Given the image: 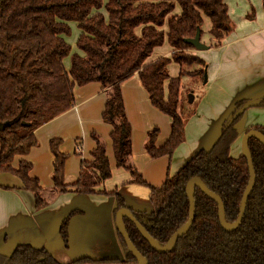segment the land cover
<instances>
[{
  "label": "trees",
  "instance_id": "trees-1",
  "mask_svg": "<svg viewBox=\"0 0 264 264\" xmlns=\"http://www.w3.org/2000/svg\"><path fill=\"white\" fill-rule=\"evenodd\" d=\"M204 17L209 20L208 32L213 39L208 45L217 47L233 29L225 0H0V126L6 124L0 129V172L14 174L33 194L35 209L45 208L48 201L41 195L39 180L29 175L31 163L21 159L14 167L13 161L37 145L35 130L42 123L73 106L75 86L98 82L106 93L101 120L110 126L115 165L129 171L132 182L149 189L152 210L132 213L155 241L163 245L186 222L189 203L185 184L193 176L221 197L225 221H235L249 173L242 155H230L242 114L231 123L229 119L244 99L233 104L214 143L208 149H199L161 185L146 182L131 159V125L125 113L122 82L137 73L150 103L170 117L167 139L157 145L159 129L153 127L146 133L144 150L152 159L171 157L184 141L186 121L194 111V105L184 99L183 78L203 80L206 72V62L190 51L194 47L185 41L194 37L197 29L201 37ZM71 23L80 31L73 53L65 39ZM164 42L172 49L170 56L147 62L153 49ZM68 56L66 68L64 59ZM172 62L179 68L175 76L166 70ZM259 105L264 106V96ZM253 128L264 135V127ZM90 136L94 141L90 158L80 161L78 177L71 183L64 182L68 155L59 150L61 138L49 140L53 190L110 196L113 215L125 207L124 202L116 190H96L112 171L105 142L95 132ZM248 148L255 182L242 220L234 230L220 225L217 204L196 187L193 223L168 252L153 250L135 225L124 218L130 241L147 264H264V145L250 138ZM78 212L70 211L60 223L59 234L66 246L70 219ZM116 239L120 256H82L66 264H136L118 231ZM0 264L64 263L44 247L20 243L9 255L0 253Z\"/></svg>",
  "mask_w": 264,
  "mask_h": 264
},
{
  "label": "crops",
  "instance_id": "crops-1",
  "mask_svg": "<svg viewBox=\"0 0 264 264\" xmlns=\"http://www.w3.org/2000/svg\"><path fill=\"white\" fill-rule=\"evenodd\" d=\"M225 3L228 7L229 17L234 18L235 27L230 32L231 36L223 38L216 47L214 53L217 54V65L221 70H217L216 78L213 77L210 83L206 85V88L208 91L211 87L217 86L214 82L220 81L223 78L224 84H230L232 91L229 93L228 89H223V95H219L217 99H214L210 105V111L201 119L203 125L200 132H197L196 128L194 129L196 130V134L192 135L185 128V139L180 145V148L184 149L183 153L185 154L178 155L174 152L169 157L171 170L174 174L199 149H208L214 143L219 135L222 123L228 117L236 101L264 96L263 0H225ZM174 12L177 13L176 8ZM248 16L250 17L248 18ZM66 41L68 42L67 39ZM212 42V37L207 43L203 41L208 46L205 49L208 52L203 53L194 49L195 53L205 62L210 60V55L212 56L211 50L209 51L211 47L208 45ZM171 52V47L167 42H164V44L153 49L147 58V62L154 61L161 56L168 57ZM169 67H173L172 72L169 70ZM226 68L229 70L224 72ZM166 70L170 76H175L179 68L177 64L170 63L166 66ZM217 89L218 86L216 87ZM73 91L75 94L73 106L64 113L42 123L35 130V135L40 140V143L32 147L26 155L16 156L13 161L14 167H17L21 159L30 162L32 167L29 175L32 178H37L41 182V187H43L44 180L49 184L48 177L51 174V162L53 160V155L48 147H46V139L58 136L60 124L67 122L66 116L73 115V112L78 114L81 121H84V118L87 117L86 104L89 101H92L89 106L94 112L98 110L102 111L103 109L106 93L101 89L98 82L75 86ZM121 93L126 117L131 125L132 163L146 182L159 186L168 175L165 172L166 156L155 159L150 158L144 150V140L147 131L153 127H157L159 134L156 138V144L161 145L170 133L171 119L150 103L148 94L142 86L137 73H134L122 82ZM246 110V116L241 117L236 126L238 135L230 145V155L232 157V152L236 150V147L238 151L234 153V157L241 155L239 145L242 136L248 130L255 126L264 127V106H254ZM248 111H251L250 117H248ZM93 128H97V125H94ZM109 131L110 126L108 124L102 125L100 132L106 140H108ZM77 143L80 146L77 155H81L79 163L81 160H88L90 155L88 157L85 155L82 142L78 141ZM93 146L94 144L89 147L88 153ZM118 171L120 170H117L113 174V178L105 181L96 190L104 189L106 192L116 190L123 199L124 206L131 211H151L152 207L148 199L149 189L146 186H140V184L132 182L133 178L128 171L127 173L124 172L125 170H122V172ZM73 173L75 175L71 180H65L66 183H71L77 179L79 172L75 170ZM2 177L3 179L0 176V186L4 188H0V198L1 196H6V198L0 200L1 254L9 255L15 245L28 243L35 247L46 248L59 262L64 264L82 256L94 259L115 258L119 256L120 247L114 232V220L112 218L114 207L112 197L104 194L86 195L67 191L55 194L56 199L53 202L43 209L36 210L33 194L22 187V183L17 177L6 176L4 178L3 175ZM162 179L163 181L158 185L159 180ZM143 190V194H139ZM52 193L57 192L52 190ZM3 202L6 203L3 204ZM72 210H79L80 212L71 217L68 225L69 246L73 245V243L76 246H80L82 239H89L88 243L97 246L95 252L91 253L90 251L82 250L81 253L79 251H74L75 253H73V249L63 248L59 226L63 217Z\"/></svg>",
  "mask_w": 264,
  "mask_h": 264
},
{
  "label": "rangeland",
  "instance_id": "rangeland-1",
  "mask_svg": "<svg viewBox=\"0 0 264 264\" xmlns=\"http://www.w3.org/2000/svg\"><path fill=\"white\" fill-rule=\"evenodd\" d=\"M176 11L177 12L179 11V7L178 6H176ZM249 17L250 16H248V18ZM230 19L232 21L233 28H234L235 27L234 18H232L230 16ZM70 27H71L70 34L67 36L66 39L68 40L69 44L72 46L71 53H73L74 51L75 52L77 51L76 46H75V42H76V39L78 37L79 30L76 27L75 23H72L70 25ZM209 27H210L209 20H208L207 17H204L203 18V23H202V26H201V30H202V34H201V37H200V41L201 42L204 41V42L207 43L209 41V39L211 38V36H210V34L208 32L209 31ZM228 36L230 37L231 33H229L226 37H228ZM210 50H211L212 56L210 55V60L206 61V75H207L208 81L206 83H204V81L202 79H199V78L198 79H193V78H190V77H184L183 78L182 93H183L184 99H187L186 102H188L189 94H192L193 97H194L193 101L189 102V104H193L194 105V111L190 115V117L187 118L186 125H185L186 130H189V132L192 135L196 134V130H194V129L197 128V132L198 131L200 132L202 130L203 122H201V119H203L204 115L208 114V112L210 111V105L214 101V99H217L219 95H223L222 90L223 89H228L230 91L229 93H231V91H232L231 85L230 84L225 85L224 82H223V78L220 81L217 80L216 82H214L218 86L219 91H218V89L216 90L217 86H214L213 88L211 87L212 89L210 88L207 91L206 85H208V83H210V81L213 79V77L216 78L217 70H221V68L217 65V58H216L217 54L214 53L216 51V47L211 46L209 51ZM190 51L195 53L194 49H192ZM197 51H200V52H203V53L204 52H208V51H205V50H197ZM69 60H70V56H68V57H66L64 59L66 67H69ZM172 64H173V62H172ZM172 68L173 67H169V70L171 72L173 71ZM227 70H229V69L226 68L224 72H227ZM239 81L241 82V80H239ZM220 89H221V91H220ZM187 91H188V93L184 94ZM74 101H75V99H74ZM215 101H217V100H215ZM90 103H92V101H89L86 104L87 117L84 118V121H81V118L78 116L77 113L73 112V115H67L66 116L67 122H65L63 124L62 123L60 124V132H59L58 136H56L58 138H61V140H62L60 145H59V150L64 152V153H66L68 155L67 158H66V161L64 163V182H65V180H71L72 179V177L75 175L73 173L75 170H76V172H79V157L81 155H77V151L80 149L79 143H77L78 141L82 142L84 151L86 153L85 155L87 157L89 156V153H88L89 150L88 149H89L90 146H92L94 144V141L92 140V138L90 136L91 132L97 133L100 136V138L106 144L107 156L109 158V163L111 164L110 167H111V171H112L111 177L109 179H107V180H110L111 178H113L114 177L113 174L115 172H117V170H120L118 172H122V170L123 171L125 170L123 168L116 167L115 160H114L113 153H112V147H111V144H110V141H109V136H108V140H106V138L100 132V129H101L102 125L106 124V123L104 124V122L101 120V110H98L97 112H94V110L89 106ZM250 110H252V109H250ZM246 114H247V110L244 111V113L242 114V117H245ZM250 114H251V111H248V117H250ZM94 125H97V128H93ZM263 126H264V124H263ZM106 136H107V134H106ZM76 137H78V138H76ZM52 138H55V137H52ZM50 139L49 138L46 139V142H45L46 147H48L49 150H50V147H49V140ZM75 140H76V142H75ZM39 143H40V140L37 139V145ZM180 145L177 147L178 149L177 148L175 149V151H174L175 154H178V155L185 154V153H183L184 149H182V147L180 148ZM239 146H240V148H239V152H240L241 151V143H240ZM75 148H76V152H75ZM237 151H238V149L236 147V150L232 152L233 157L235 156L234 153L237 152ZM50 152H51V150H50ZM131 159H132V156H131ZM165 160H166L165 161V172L168 173V176H172L174 173L171 170V162H169V158L168 157H166ZM52 169L53 168H52V162H51V174L48 177L49 184L46 182V180H44L43 187H41V195H42L43 198H45L48 201V204L53 202L56 199L55 198L56 197L55 194H58V193H52V190H53ZM124 172L127 173V170H125ZM2 175L4 176V178H6V176H9V177L10 176H14V177H16L14 174L9 173V172H0L1 179H3ZM161 181H163V179L159 180L158 185H159V183H161ZM39 183H41V182H39ZM140 186H143V185H140ZM0 188H4V187L0 186ZM143 192H144V190L140 191L139 194L142 195ZM146 196H147V194H146ZM3 198H6V196H1L0 200L3 199ZM5 203L6 202H3V204H5ZM68 238H69V235H68ZM89 241H90L89 239H84V240L82 239L81 242H80L82 244H80V246H76L74 243H73V245H70V246H69V244L66 246L64 243H62V246H63V248L73 249V253H75L76 251H79V253H81L82 250L90 251L91 253H93V252H95L97 246L91 245L90 243H88Z\"/></svg>",
  "mask_w": 264,
  "mask_h": 264
},
{
  "label": "water",
  "instance_id": "water-1",
  "mask_svg": "<svg viewBox=\"0 0 264 264\" xmlns=\"http://www.w3.org/2000/svg\"><path fill=\"white\" fill-rule=\"evenodd\" d=\"M185 41L190 43L194 47V49H196V50H205L208 47L206 44H204L203 42L200 41L199 29H197L194 37L187 38ZM203 81H204V83L207 82L206 72L204 73ZM193 98H194L193 95L189 94L188 102H192ZM259 104H260V98H252V99L245 100V102L233 113V115L229 119V123H231L239 115L243 114L247 108L259 106ZM5 125L6 124H3L2 126H0V129L2 130ZM250 138H254L258 142H260L261 144L264 145V135L260 131L254 129V128L248 130L242 136V139H241V155L247 161L249 178H248L247 185L243 191V194H242V197L240 200L239 211H238V215H237L235 221H233L231 223H227L225 221L224 205H223L221 197L217 193L211 191L198 176L191 177L185 184V194H186V197H187V200L189 203L188 218H187L186 222L181 227H179L176 231H174L163 245H159L155 241V239L137 221V219L135 218V216L133 215L132 211L129 208L123 207V208H120L119 210L116 211L115 216H114V225H115L117 231L120 233V235L124 239L128 250L131 252L133 257L135 258V260L137 262L136 264H147V262H146V259L144 258V256L137 250V248L130 241V238L128 236V233L126 231V228H125V225L123 222V218L129 219L135 225V227L137 228L139 233L148 242V244L150 245V247L153 250H155L158 253L168 252L172 248L174 243L190 229V227L193 223L194 211H195V200H194V188L195 187L198 188L201 192H203L206 196L211 198L217 204L218 221H219L220 225L225 230L230 231V230H234L236 227H238V225L240 224V222L242 220L244 211H245L247 198L250 195V193L253 189V186H254V182H255V172H254V168H253L251 154H250V151L248 148V140ZM107 264H126V263L118 262V263H107Z\"/></svg>",
  "mask_w": 264,
  "mask_h": 264
},
{
  "label": "flooded vegetation",
  "instance_id": "flooded-vegetation-1",
  "mask_svg": "<svg viewBox=\"0 0 264 264\" xmlns=\"http://www.w3.org/2000/svg\"><path fill=\"white\" fill-rule=\"evenodd\" d=\"M123 208V207H122ZM120 209V208H119ZM118 209V210H119ZM117 211V210H116ZM116 211H115V213H116ZM115 213L112 215V218H113V220H114V216H115ZM123 220H124V218H123ZM129 220V219H128ZM116 231H117V229H116V227H115V225H114V232H115V234H116ZM120 234V233H119Z\"/></svg>",
  "mask_w": 264,
  "mask_h": 264
}]
</instances>
